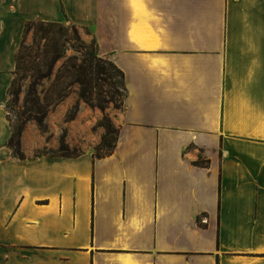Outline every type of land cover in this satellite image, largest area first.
Here are the masks:
<instances>
[{
  "label": "crops",
  "instance_id": "obj_1",
  "mask_svg": "<svg viewBox=\"0 0 264 264\" xmlns=\"http://www.w3.org/2000/svg\"><path fill=\"white\" fill-rule=\"evenodd\" d=\"M29 21L86 29L123 71L112 154L83 104L63 122L74 97L25 124V159L8 147ZM64 125L82 152L45 154ZM0 264H264V0H0Z\"/></svg>",
  "mask_w": 264,
  "mask_h": 264
},
{
  "label": "trees",
  "instance_id": "obj_2",
  "mask_svg": "<svg viewBox=\"0 0 264 264\" xmlns=\"http://www.w3.org/2000/svg\"><path fill=\"white\" fill-rule=\"evenodd\" d=\"M46 25L49 27H60V23L57 22H43V21H29L25 25L24 34H27L31 27L34 25ZM72 28L75 30L76 25L72 24ZM79 42L81 39L76 38ZM94 48L91 50L84 43L79 46H72V50L79 54L80 62H69L65 68L66 73L73 77V80L76 84L79 85L78 95L81 100H83L91 108H97L100 111L104 112L110 106L115 109H119L120 106L124 107V101L127 94V89L125 86V75L122 70H120L111 60L103 58L99 55L98 45L96 40L93 38ZM21 47L24 48V41L21 42L19 51ZM19 51L16 55V71L17 75L19 68ZM56 63V62H55ZM52 62L48 73L46 76H41L38 72V77L50 78L52 75V68L55 65ZM118 75L119 81L116 82L114 76ZM66 75L63 76L65 78ZM16 79L14 78L10 88L9 93H12L11 90H14L13 94L16 99L19 98V95L22 92V87L18 84L16 85ZM41 85L39 80H34L30 84V89L28 92L26 104H29L30 107L23 112L19 118V122L16 126L13 125L12 120L8 117L11 127L12 135L8 140V147L13 151L15 157L19 159H25V154L21 149V136L25 124L29 121H34L42 131H46L47 124L46 119L48 117L49 109L51 107L58 106L66 97L67 93L63 90H60L58 95L53 101H50V97L53 98L54 92L44 91L42 92V97L38 93V86ZM17 89L15 90V88ZM11 89V90H10ZM122 92V94H120ZM120 105V106H119ZM8 112V111H7ZM78 113V106L74 107V111L70 112L65 117V122L72 121L75 119ZM9 112L8 115L9 116ZM103 127L106 130V133L101 138L99 145L95 147L94 157L102 158L106 157L113 153L116 145L119 130L114 127L108 117L103 119ZM112 134H115V138H110ZM106 148L105 153H100V151ZM45 154H50L53 156H65V157H76L79 154H76L75 151H72L70 146L66 142V132L59 139L58 150L52 151L51 153L44 152ZM39 154H43L42 152ZM199 164V161L195 162Z\"/></svg>",
  "mask_w": 264,
  "mask_h": 264
},
{
  "label": "rangeland",
  "instance_id": "obj_3",
  "mask_svg": "<svg viewBox=\"0 0 264 264\" xmlns=\"http://www.w3.org/2000/svg\"><path fill=\"white\" fill-rule=\"evenodd\" d=\"M77 37L81 39V42L76 39ZM23 41L24 48L21 47L19 51L20 69L18 70L17 75L14 76L17 83L16 85L18 86L19 84L22 87V92L19 95V98L16 99V97L12 95L14 90L10 89L12 93H9L8 91V100L6 105L7 111L10 113L8 117L12 120L13 125L16 126L18 124L19 118H21L20 115L30 107L29 104H26V100L31 82L39 80L41 85L37 88L41 97L42 92L44 91H48L49 93L55 91L53 98L50 97V101H53L60 90L67 93L65 99L58 106H53L49 109L46 122L49 120V116L56 118V110H59L68 98L74 97L75 103L65 111L63 115V122H71H65L66 115L73 112L75 106H78L79 113L80 104H83L89 111L88 121L92 122L87 133L88 144L92 145L97 141L99 145L102 136L106 133V130L102 125L104 123V117H108L113 126L117 128V121L120 114L123 112L124 107L119 105L120 108L115 109L110 106L104 112L97 108H91L79 98V85L74 82L71 75L66 73L65 68L69 62H80L79 54L72 50V46H79L84 43L89 47V49L92 50L94 48L93 38L91 37L90 32L78 26H76V29L74 30L72 28V24L67 21L60 22V27L42 26L40 23H37V25L31 27L27 34L23 35L22 42ZM52 62L56 63L52 68L53 71L50 78L38 77V72H40L41 76H46L50 66H52ZM64 75H66L65 78H63ZM114 78L116 82L119 81L118 75L115 74ZM16 89L17 87L15 90ZM120 94H122V92H120ZM46 131H49L48 125ZM64 132H66L67 137L65 125L63 130L59 132L60 137ZM115 136V134H112L110 138H115ZM77 138L79 139L80 137L77 136ZM70 148L72 151H75L76 154H80L82 152L79 147ZM52 151L53 150H48L46 152L51 153ZM106 151L107 149L103 148L100 153L103 154ZM94 153L97 152L94 151Z\"/></svg>",
  "mask_w": 264,
  "mask_h": 264
}]
</instances>
